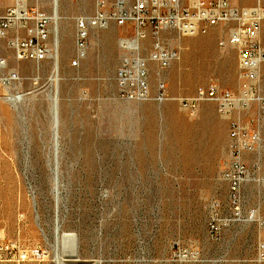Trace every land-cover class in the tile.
<instances>
[{"label":"rangeland","instance_id":"rangeland-1","mask_svg":"<svg viewBox=\"0 0 264 264\" xmlns=\"http://www.w3.org/2000/svg\"><path fill=\"white\" fill-rule=\"evenodd\" d=\"M14 2L0 0V6ZM81 2L59 0L61 15L71 19L69 33L59 20L57 136L49 97L54 59L20 60L0 38L5 70L19 77L0 88V238L43 249L45 264H59L56 223L61 234H70L58 242L64 264L75 263L73 242L77 264H264V186L257 181L264 179L263 103L222 115L215 103L201 102L191 115L176 99L156 96L161 82L172 97L194 95L210 82L238 94V50L227 43L235 23L189 36L163 32L162 42L179 58L166 68L150 62V97L129 98L120 93L117 70L126 58L147 57L153 39L139 40L137 50L130 26L95 28L85 58L72 65L75 19L94 11L92 0L79 9ZM231 2L243 7L256 0ZM41 7L52 15L53 0ZM54 27L52 20L51 44ZM259 39L264 47V22ZM259 82L264 95V62ZM231 121L260 137L255 150L242 154L254 180L242 185L240 216L224 177ZM183 250L198 254L184 257Z\"/></svg>","mask_w":264,"mask_h":264},{"label":"built area","instance_id":"built-area-1","mask_svg":"<svg viewBox=\"0 0 264 264\" xmlns=\"http://www.w3.org/2000/svg\"><path fill=\"white\" fill-rule=\"evenodd\" d=\"M43 0H15L6 7L0 6V38L6 39L20 60L44 61L57 54L56 41L50 43L52 17L41 7ZM85 1V0H77ZM88 1V0H86ZM94 11L75 19L76 55L72 65L85 58L92 29L107 28L111 24L131 27L138 40L151 36L152 49L147 57L126 58L117 70L120 93L129 98L150 97L149 64L156 62L166 68L179 58V51L168 48L162 42V33L175 32L180 36L205 33L219 24L235 23L227 43L238 50V63L243 79L238 94L220 87L215 82L201 85L194 95L172 97L163 82L158 84V100L176 99L191 115H195L201 102H213L222 115H229L235 108H245L253 101L264 105L260 93V70L264 62V47L259 39L264 22V0H256L251 6H237L231 0H92ZM13 31L14 35L9 36ZM224 45L225 42L220 43ZM7 61L0 58V88L8 87L19 77L6 72ZM258 133H248L238 122L231 121L229 149L231 160L224 172L230 185V198L235 216H240L242 185L251 177L242 154L258 146ZM251 217V215H250ZM210 231L218 235L220 225L210 223ZM198 253L183 250L182 256L196 257ZM259 258L264 260V243L260 244ZM45 251L39 247L22 248L17 242L0 238V264L35 262L45 264Z\"/></svg>","mask_w":264,"mask_h":264},{"label":"bare ground","instance_id":"bare-ground-1","mask_svg":"<svg viewBox=\"0 0 264 264\" xmlns=\"http://www.w3.org/2000/svg\"><path fill=\"white\" fill-rule=\"evenodd\" d=\"M78 6H79V9L85 8L87 6V1L86 0L82 1L81 4H79ZM52 8L53 9H52L51 17H52V20H53V23H54V26H55L54 27V29H55L54 31H56L55 41H56L57 54L55 55L54 62H53V72H52V74L50 76V84L49 85H50L51 90H50L49 97H50V100H51V102L53 104L52 105L53 133H54V136H57L58 135V127H59V117H58V108H57L56 103L58 101L57 93H58L59 77H60V72H59L60 71L59 45H60V39H61L60 36H59V20L63 19V21H64V32L66 33L68 31V33H69V30L67 28H68V24H69V20L71 19V16H67V14L61 15L59 0H53V7ZM54 34H55V32H54ZM137 40L138 39H136V41H134V46H135V49L138 50L139 49V40L138 41ZM10 98H12V97H10ZM21 98H22V95H19L17 97H13L12 98L13 103L16 102L17 99H21ZM54 190L56 191L55 194L57 195V191H58L57 190V183H55V189ZM56 211H58V210H56ZM58 213L56 215L57 216L56 217V222H58V220H59L58 219ZM55 226H56L55 227V235H56L55 236V238H56L55 239L56 240L55 243L57 244L55 246V250H56L55 253H56V257L58 259L59 264H64L62 258H60L61 256H59L60 253L58 254V242H59L60 238H62L64 240L67 236L69 237L70 234L69 235L67 233L61 234L60 233V229H59V225L56 223ZM72 248H73V252H72V255H70V257H72L73 261L75 262L74 264H77L76 262L79 261L81 258L79 257V254L77 253L76 243H74V242L72 243ZM59 249H60V247H59ZM83 264H85V263H83Z\"/></svg>","mask_w":264,"mask_h":264},{"label":"crops","instance_id":"crops-1","mask_svg":"<svg viewBox=\"0 0 264 264\" xmlns=\"http://www.w3.org/2000/svg\"><path fill=\"white\" fill-rule=\"evenodd\" d=\"M250 176H251V174H250ZM254 179L253 178H250L247 182H251V181H253ZM258 182H260L263 186H264V179H259L258 178V180H257ZM263 238H264V236H263ZM264 243V242H263Z\"/></svg>","mask_w":264,"mask_h":264}]
</instances>
